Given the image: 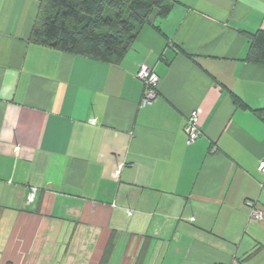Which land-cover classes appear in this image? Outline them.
<instances>
[{
  "label": "crops",
  "instance_id": "1",
  "mask_svg": "<svg viewBox=\"0 0 264 264\" xmlns=\"http://www.w3.org/2000/svg\"><path fill=\"white\" fill-rule=\"evenodd\" d=\"M40 1L0 0V264H264V0H170L116 64L32 42Z\"/></svg>",
  "mask_w": 264,
  "mask_h": 264
},
{
  "label": "trees",
  "instance_id": "2",
  "mask_svg": "<svg viewBox=\"0 0 264 264\" xmlns=\"http://www.w3.org/2000/svg\"><path fill=\"white\" fill-rule=\"evenodd\" d=\"M170 0H41L30 40L87 58L119 63L152 16L171 13ZM246 62L264 67V30L246 33ZM235 104L246 105L236 96ZM264 114V109L256 111ZM113 243L103 255L105 264Z\"/></svg>",
  "mask_w": 264,
  "mask_h": 264
},
{
  "label": "built area",
  "instance_id": "3",
  "mask_svg": "<svg viewBox=\"0 0 264 264\" xmlns=\"http://www.w3.org/2000/svg\"><path fill=\"white\" fill-rule=\"evenodd\" d=\"M137 78L144 85V93L141 105L147 106L152 105L158 97V87L160 83V78L152 67L146 64L140 66ZM185 132L188 137L189 144L196 142L202 135L201 127L199 125V117L196 111H193L188 117L187 126ZM19 150V149H18ZM259 170L264 174V161L259 163ZM118 174H121L119 170ZM261 192L264 194V183L261 185ZM37 189L32 188L28 199L30 202H34L36 199ZM247 205L250 209V221L252 222H264V211L258 206L255 201H248Z\"/></svg>",
  "mask_w": 264,
  "mask_h": 264
}]
</instances>
